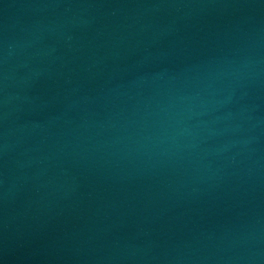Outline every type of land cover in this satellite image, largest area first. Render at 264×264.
I'll list each match as a JSON object with an SVG mask.
<instances>
[{
    "label": "water",
    "instance_id": "water-1",
    "mask_svg": "<svg viewBox=\"0 0 264 264\" xmlns=\"http://www.w3.org/2000/svg\"><path fill=\"white\" fill-rule=\"evenodd\" d=\"M245 264H264V229L257 239Z\"/></svg>",
    "mask_w": 264,
    "mask_h": 264
}]
</instances>
